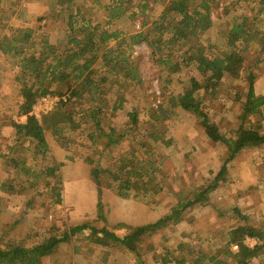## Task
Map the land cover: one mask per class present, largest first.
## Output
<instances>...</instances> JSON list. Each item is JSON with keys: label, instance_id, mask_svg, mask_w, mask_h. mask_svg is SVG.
Instances as JSON below:
<instances>
[{"label": "rangeland", "instance_id": "obj_1", "mask_svg": "<svg viewBox=\"0 0 264 264\" xmlns=\"http://www.w3.org/2000/svg\"><path fill=\"white\" fill-rule=\"evenodd\" d=\"M58 1L7 0L9 18L2 21L0 30L5 32L9 26L21 24L31 28L36 23L39 28L45 26L46 33H51L53 44L67 40V25L58 16L38 20L50 11L57 12ZM116 1L77 0V3L87 21H92V26L104 24L109 28H123L129 45L133 42L129 33L140 31L143 24L149 26L164 9L161 1H151L150 7L144 9L143 0H134L125 15L112 19L110 7ZM198 1L193 0L195 5ZM217 1L211 16L213 26L202 37L196 38L182 30L180 33L184 36L164 44L165 51L157 56L146 43L131 45L126 56L137 63L142 82L138 84L122 77L118 71L107 83L109 91L103 97L106 102H101L104 105L97 109L100 124L107 132L113 133V127H118L119 133L129 130L118 144L109 145V137L101 134L95 121H85L84 114L88 113L82 106L85 101L75 99L63 110L65 120L60 124V130L46 131L50 144L47 154L37 158L33 155L34 150L29 151V147L23 145L14 159L7 158L6 163L0 160V237L5 245L31 247L50 236L62 237L74 226L99 219L101 224L112 226L120 236L125 234L127 227L144 228L135 242L136 251L110 238L94 242L90 239L91 230L87 229L86 233L78 232L60 243L50 254L47 264H236L225 252L229 229L240 221L236 219L235 210L229 209L231 205L211 199V191L203 201L208 203L185 209L180 222L162 221L173 208L179 209V204L187 203L198 191L205 189L229 154V151L225 154L227 147L222 143L211 149L208 145L201 146L203 151H197L190 139L191 135L197 136L193 131L195 124L203 128L200 125L202 116L187 112L176 104L177 97L192 87V77L200 76L196 64L190 61L192 54L199 50L198 43H210L218 50H226V26L240 23L245 17L252 18L247 1ZM132 11L135 13L131 14ZM262 15L264 23V13ZM178 18L174 25L170 17L165 39L175 37L174 32L180 26ZM78 20L77 26L89 25L81 18ZM109 20L112 24L107 22ZM261 29L264 33V24ZM258 50L254 41L248 49L242 47L244 61L238 66L239 75L226 76L220 96L213 101L219 106H211L209 110L211 120L231 122L229 126L237 128L234 117L241 110L250 82L254 81L258 95L264 94V61H257L261 57ZM2 54L5 57L0 54V66L6 73L9 68H15L18 59ZM12 90V85L5 86V94L12 96L9 94ZM201 92L210 100L204 89ZM13 99L12 96L0 106V123L4 125H11V120H16L14 116L18 109ZM134 113L138 117V129L133 126ZM251 120L261 122L263 117L256 114ZM14 128L12 131L17 135ZM91 133L97 134L96 144ZM143 138L142 141L149 143L148 156L161 168V172L153 177L158 183L157 190L145 193V184L135 182L130 189L131 195L123 197L117 191L121 186L120 156ZM169 141L171 145L167 146ZM186 144L188 147L185 148ZM180 146L183 155L188 154L189 158L169 159ZM1 148L5 147L0 144V151ZM199 209L201 217H196ZM250 222L254 224L252 220ZM210 256L217 259L212 260ZM254 260V264H264V253Z\"/></svg>", "mask_w": 264, "mask_h": 264}, {"label": "trees", "instance_id": "obj_2", "mask_svg": "<svg viewBox=\"0 0 264 264\" xmlns=\"http://www.w3.org/2000/svg\"><path fill=\"white\" fill-rule=\"evenodd\" d=\"M133 1L117 0L110 7L111 18L125 15ZM143 1L144 9L150 7L151 1H161L164 4V9L149 26L143 24L140 31L135 30L129 33L133 39L130 45L127 43V33L120 26L113 25L115 27H112L113 29L104 24L92 26V21H87L82 14L81 6L78 5L77 0H59L57 12L50 11L49 15L38 18L39 21H42L45 18L58 16L67 25V40H61L56 45L50 38L51 33H46L45 26L35 30L26 24H21L18 27L9 26L5 32L0 30L2 31L0 32V51L18 59L15 68H9V72H6L16 81L20 95L14 106L18 109V115L24 118L22 121L14 119L10 122L16 128L18 135V143L13 149L15 153L23 145H27L29 151L34 150L33 155L37 158L39 155L47 154L50 144L46 131L60 130V124L65 120L63 110L69 102L75 99L85 101V104L82 105L88 112L84 114L85 121L88 119L95 121L94 125L101 134L109 137V145L118 144L129 133V130L119 133L120 129L113 127L115 134L107 132L100 124V111L97 109L104 105H101V102H106L103 97L109 91L107 83L117 76L118 71H121L122 77L130 78L138 84L142 82L137 63L126 56L131 45L146 43L152 54L157 56L162 55V52L165 51L164 44L177 41L180 36H184L180 33L182 30L196 38L202 37L213 26L212 10L218 2L217 0H199L195 5L193 0ZM244 1L248 2L252 18L245 17L240 23H229L226 26L224 29L226 50H218L210 43H198L199 50L192 54L190 61L196 64L200 76L192 77V87L180 94L176 103L185 111L202 116L200 125L205 128L211 142L222 143L227 147L228 157L214 180L205 189L198 191L195 197L187 203L179 204V209L173 208L162 221L174 220L175 223H178L183 219L185 209L194 204L208 203V201L203 202L207 193L227 180L228 161L234 159L244 149L264 146V94L256 93L253 80L243 98L241 110L235 114L237 128L230 127L231 122L213 121L209 115L211 106H219L213 101L220 96V88L226 76L229 74L239 75L237 74L238 66L244 61L242 47L248 49L251 41L256 42L261 55L257 61H264V33L261 29V25L264 24L262 17L264 0ZM6 4L7 0H0V27L2 21L9 18ZM134 13L131 12V14ZM170 17L174 20V25L175 18L179 17L178 24L180 26L176 33L174 32L175 37L165 39L166 25H169ZM78 18H81L84 24L88 22L89 25L77 26ZM107 22L112 24L110 20ZM39 35L41 36L39 37ZM240 45L243 46L240 47ZM210 49H214V51L210 52ZM248 72L251 73V70ZM202 89L210 95V100L202 95ZM47 94L65 95L67 99L61 102L55 111L44 114L41 120L31 113L37 100ZM238 95L240 98L241 93ZM256 114L263 117L261 122L251 120V116ZM133 126L134 129L139 128L136 114ZM90 136L96 144L97 134L91 133ZM142 140L145 139L137 140L132 148L120 156L121 186L117 191L123 197L131 195L130 189L132 183L135 182L142 181L143 185L145 184V193L157 190L158 183L153 177L154 174L161 172V168L155 165V161L148 156L149 143ZM166 143L167 146L171 145L170 141ZM187 155L177 158L187 159L189 158ZM235 212L237 213L236 219L240 222L229 229V241L225 255L234 259L236 264H251L254 259L264 253V242L252 247L245 244V238L249 236L264 239V229L251 223L249 216L243 214L238 208H235ZM191 222H193L192 219ZM87 229L91 230L90 239L94 242H103L110 238L130 250L136 251L135 242L144 228L127 227L124 231L125 234L120 236L112 226H105L98 219L94 222L74 226L62 237L50 236L26 248L5 245L3 238L0 237V264H47L50 254L60 243L78 232L86 233ZM234 245H238V249H234ZM210 257L212 260L217 259L215 256Z\"/></svg>", "mask_w": 264, "mask_h": 264}, {"label": "crops", "instance_id": "obj_3", "mask_svg": "<svg viewBox=\"0 0 264 264\" xmlns=\"http://www.w3.org/2000/svg\"><path fill=\"white\" fill-rule=\"evenodd\" d=\"M36 25V23H33L31 27L38 30L39 27ZM0 54L2 58L5 57L1 51ZM1 61L2 60L0 59V62ZM6 85H12L13 90L9 94L13 96V102L17 103L20 92L16 85V81L10 75L4 73L2 66H0V106H4L3 104H6L12 97L5 94ZM14 117L16 120H24L23 117H18V111ZM13 128L11 125H4L0 123V144L5 147L1 148L0 151V160L3 163H6L7 158L14 159L16 157V153L13 151V148L17 144L18 139L16 131H12ZM193 131L197 132V136L191 135L190 140L193 141L197 151H203L201 146L208 145V148L211 149L218 144L211 142L204 127L200 129L199 126L195 124L193 126ZM1 133H4L3 137L1 136ZM199 133L201 136L198 135ZM177 142L178 141H176L175 144H177ZM184 146L185 148L188 147L187 144ZM176 147L177 146L175 145V148ZM182 149L183 148L180 146V150L175 151V155L169 157V159L174 158V161H176L175 159L177 156L183 155ZM227 151L228 150L226 149V155L228 153ZM225 161L222 163V166L225 164ZM226 178V181L221 182L209 193L211 199L223 200L225 204L231 205L229 207L231 211L238 208L243 214L248 215L257 227L264 229V146L261 148L244 149L237 154L234 159L228 161ZM197 206L198 205H194L191 206V208H195ZM199 207L203 206L200 205ZM195 212H197V210H195ZM199 212L200 209L198 210L196 217H201L200 214H198ZM215 213L216 212H211V214ZM208 219H210V215H208ZM254 261L255 260H253L251 264H254Z\"/></svg>", "mask_w": 264, "mask_h": 264}, {"label": "built area", "instance_id": "obj_4", "mask_svg": "<svg viewBox=\"0 0 264 264\" xmlns=\"http://www.w3.org/2000/svg\"><path fill=\"white\" fill-rule=\"evenodd\" d=\"M137 26L140 28V24H137ZM67 98L65 95H59V94H47L42 97H40L35 105L33 106L32 113L34 116H36L38 119H41V117L44 114H48L49 112H52L55 110L56 106H59L61 102L65 101ZM245 244L248 246H256L263 242L262 239L256 238V237H249L247 236L245 238ZM234 249H238V245L233 246Z\"/></svg>", "mask_w": 264, "mask_h": 264}]
</instances>
